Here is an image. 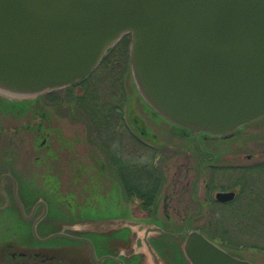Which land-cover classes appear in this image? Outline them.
<instances>
[{
    "label": "water",
    "instance_id": "1",
    "mask_svg": "<svg viewBox=\"0 0 264 264\" xmlns=\"http://www.w3.org/2000/svg\"><path fill=\"white\" fill-rule=\"evenodd\" d=\"M125 35L138 94L171 124L232 137L264 116V0H0V101L82 81ZM204 242L193 264H251Z\"/></svg>",
    "mask_w": 264,
    "mask_h": 264
},
{
    "label": "flooded vegetation",
    "instance_id": "2",
    "mask_svg": "<svg viewBox=\"0 0 264 264\" xmlns=\"http://www.w3.org/2000/svg\"><path fill=\"white\" fill-rule=\"evenodd\" d=\"M12 109L8 106L5 110ZM262 118L264 122V116ZM2 128L0 264H193L189 251L194 249L189 246H196L203 256L205 239L244 263L264 262L263 244H246L233 239L238 232L264 227V193L257 192L253 183L264 170V160L251 162L249 157L246 160L251 164L247 165L216 164L220 155L215 153L214 146L232 139L228 135L200 133L193 136L187 130L172 128L173 136L192 141L199 157L190 158L186 174L179 180L180 187L171 195L164 193L163 187L155 193L145 192L144 200L133 193L141 200L142 205L138 206L143 210L147 208L145 212L153 218L150 220L129 216L119 205L111 216L85 215L74 201L63 205L65 195L59 190L48 196L42 191L41 174L29 176L16 170H26L21 154L23 130L11 137V133ZM125 130L130 131V128ZM136 131L149 142L156 141V136L147 128L136 127ZM199 136L205 148L196 143ZM136 143L142 147L150 145L139 137ZM44 144L39 132L32 144L38 171ZM193 171L195 175L191 174ZM159 172L163 180L161 170ZM220 194L231 196L220 197ZM121 195L124 196L123 191ZM159 214L164 222L157 220ZM92 221L100 223L91 225ZM148 244L155 251L150 263L143 251Z\"/></svg>",
    "mask_w": 264,
    "mask_h": 264
},
{
    "label": "rangeland",
    "instance_id": "3",
    "mask_svg": "<svg viewBox=\"0 0 264 264\" xmlns=\"http://www.w3.org/2000/svg\"><path fill=\"white\" fill-rule=\"evenodd\" d=\"M124 86L127 101L122 115L130 131L125 133L120 129L117 134L118 140L114 141L115 144L111 148L117 150L124 160H132L142 165L151 164L161 170L164 181L161 182L159 190L163 187L164 193L169 192L171 195L180 187L179 180L186 174L190 158L199 157L192 146L194 144L191 140L173 136L171 134L173 125L156 114L143 100L141 101L137 92L135 95L130 68L129 74L125 76ZM66 89L46 93L35 100L24 102L17 100L14 103H9L8 100L0 101V128L3 127L2 129L10 132L11 137L16 131L23 130L24 133L21 154L26 170L16 169L17 172L29 176L41 174L42 191L52 196V191L59 190L65 195L62 199L63 205L74 201L75 206L83 209L85 215L111 216L119 205L122 210H127L129 216L150 219L152 216L145 212L147 208L143 210V207L138 206L142 205L139 198L132 194L121 195L119 171L108 160L105 145L96 139L94 133L92 134L91 122L86 113L75 105L78 97L83 95V88L78 83L70 87L68 93ZM8 106L13 109L5 110ZM131 116L139 119L143 127L156 136V141L151 143L142 137L132 125ZM263 124L261 118L259 122L242 127L231 137L232 139L219 143L215 141L217 143L214 144L217 150L215 153L220 155V160L216 164L247 165L253 160H264ZM39 132L45 141L39 154L40 171L35 165V153L32 150V144ZM132 137L135 140L139 137L142 142H148L150 145L139 146ZM195 141L204 146L201 136ZM249 157L252 158L251 162L246 160ZM232 158L234 162L231 161ZM195 172L191 174L195 175ZM255 179H257L253 182L255 190L264 193V170L258 173ZM260 195L262 194L258 196ZM161 216L159 214L157 220L164 222ZM238 233L236 238L233 237L236 242L264 245L263 226L262 229L259 227L256 230ZM258 264L264 262L258 261Z\"/></svg>",
    "mask_w": 264,
    "mask_h": 264
},
{
    "label": "trees",
    "instance_id": "4",
    "mask_svg": "<svg viewBox=\"0 0 264 264\" xmlns=\"http://www.w3.org/2000/svg\"><path fill=\"white\" fill-rule=\"evenodd\" d=\"M130 41V36H125L102 60L99 67L79 82L83 95L78 97L75 105L86 113L91 122L92 134L105 145L108 160L119 171L124 196L136 192L144 200L143 194L155 193L163 181L158 168L124 160L117 150L111 148L115 144L114 138L118 136L119 129L128 132L125 130L127 125L123 121L122 113L127 101L124 80L129 74ZM133 87L136 95L134 84ZM69 88L66 93L70 91ZM130 119L134 127L143 128L139 119L133 116Z\"/></svg>",
    "mask_w": 264,
    "mask_h": 264
}]
</instances>
